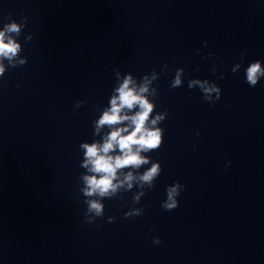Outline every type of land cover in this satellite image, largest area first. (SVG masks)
<instances>
[{"label": "clouds", "instance_id": "1", "mask_svg": "<svg viewBox=\"0 0 264 264\" xmlns=\"http://www.w3.org/2000/svg\"><path fill=\"white\" fill-rule=\"evenodd\" d=\"M10 19V18H9ZM27 17H22L21 22L10 19L0 29V77H3L6 68H16L27 63V57L21 56L22 44L18 37L21 36ZM32 35H25V41H31ZM207 40L203 41L206 47ZM200 51V50H198ZM211 55V53L209 54ZM246 53H241L240 63L232 67V72L237 73L241 68ZM7 61V64H5ZM167 64L161 72L167 70ZM115 73V85L112 89L109 104L93 123L94 137L92 142L84 141L79 147L83 152L80 167L85 169L79 179L82 187L83 203L87 206L84 213L85 223L94 224L97 218L105 215V198L117 197L119 193L138 190L132 196V203L139 204L146 195V189L155 187V181L162 172L161 163L152 161L147 153L159 149L164 141V129L159 127L168 115V109L163 112L156 111L158 99V85L153 86L160 73L155 69L141 78H136L131 72L122 74L118 68ZM199 71V68H197ZM217 69L213 67L212 72ZM185 70L175 69V75L169 87L179 88L183 85ZM220 79L224 74H220ZM264 78V62L254 60L245 69V81L249 87H255ZM19 87V86H18ZM199 88L203 99L215 105L220 99L222 90L218 84L208 79L194 78L188 81V88ZM86 103L78 100L74 108H80ZM155 112V115L153 113ZM107 128L108 131L104 132ZM103 133V134H102ZM199 135V132H197ZM230 163V162H229ZM151 164L143 172V166ZM227 170V165L226 169ZM179 181L166 187V199L161 207L165 211H172L179 206L177 199L184 189ZM144 208L132 207L127 211L125 219L143 215ZM115 217H108V222H114ZM99 227V225H97ZM151 231V229H150ZM154 244H161L160 237L153 238Z\"/></svg>", "mask_w": 264, "mask_h": 264}]
</instances>
